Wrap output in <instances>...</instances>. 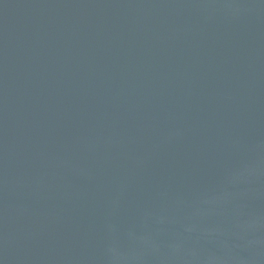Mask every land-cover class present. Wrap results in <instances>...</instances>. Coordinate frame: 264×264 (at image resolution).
Listing matches in <instances>:
<instances>
[{
  "label": "water",
  "instance_id": "95a60500",
  "mask_svg": "<svg viewBox=\"0 0 264 264\" xmlns=\"http://www.w3.org/2000/svg\"><path fill=\"white\" fill-rule=\"evenodd\" d=\"M0 264H264V0H0Z\"/></svg>",
  "mask_w": 264,
  "mask_h": 264
}]
</instances>
